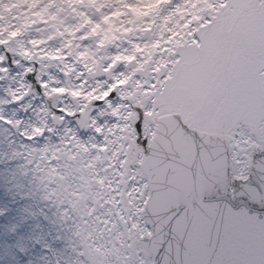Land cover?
Returning a JSON list of instances; mask_svg holds the SVG:
<instances>
[{"label":"snow or ice","instance_id":"obj_1","mask_svg":"<svg viewBox=\"0 0 264 264\" xmlns=\"http://www.w3.org/2000/svg\"><path fill=\"white\" fill-rule=\"evenodd\" d=\"M139 2L147 11L135 55L115 57L137 67L116 73L98 102L135 114L150 163L149 128L161 124L172 144L158 198L174 264H264V0ZM4 43L0 72L19 65ZM145 66L147 79H135ZM228 189L231 200L213 198ZM168 251L165 242L157 255Z\"/></svg>","mask_w":264,"mask_h":264},{"label":"water","instance_id":"obj_2","mask_svg":"<svg viewBox=\"0 0 264 264\" xmlns=\"http://www.w3.org/2000/svg\"><path fill=\"white\" fill-rule=\"evenodd\" d=\"M3 47L8 50L9 55L14 54L15 58L18 57V52L16 50L17 43L15 39H11L9 42H5ZM20 62L25 63L26 59L24 57H20ZM33 64V70L30 72H25L24 76L29 83L27 91L23 94V96L17 100L21 102L24 98H27L31 95L37 96L41 94L46 101L48 113L52 114L53 122L56 126H61L64 122V118L61 117V114H65L69 117L71 121L77 124V126L81 130H87L89 127L91 114L98 109L102 103H99L100 99L92 98L84 107L83 110L80 109V102L77 97L70 95V99L74 105V112L67 113L63 109L58 107L59 101V93L54 92L52 94H47L43 85L39 78V62L33 58L31 59ZM52 62V61H51ZM119 62L113 65L110 69L106 70L103 67L102 60L99 62L96 71L89 74V78L96 79L98 77L104 76L107 80L112 79V72L117 69L119 66ZM136 64L130 62L128 64V68L134 67ZM15 65H11L9 68L13 69ZM139 74L147 77V67L144 68ZM130 87L131 85H127ZM129 99H134V92L131 95H128ZM158 119L167 123V120L164 117H157ZM150 118V119H157ZM129 121L131 123L130 129L125 131V136L123 140L128 143L127 147V157L125 161V171L123 175L122 181V202L125 204V219L122 217L118 218V221L122 227L124 241L128 246V250L130 253V259L133 260V257L136 256L139 258L141 254L144 261L143 264H150V259L152 258L153 264H161L162 258L164 255H167L170 261V264H174L175 261V242L170 241L171 234L168 231L167 224V212L164 208L161 207L159 201V193L164 188V174L167 173L170 175V172H167L166 165L168 163V156L172 151V144L167 139V136L164 131V127L161 124H156L155 128H149L147 135L150 136V149H151V160L158 163H150L149 155L145 152L143 148L137 143L138 136L136 129L134 127L135 124V114L133 113L129 117ZM170 134V133H169ZM64 156H67V153H64ZM229 158V168L232 167ZM260 161L257 157L254 160L255 168L253 169V174H255L256 169L259 167ZM131 167L135 168L137 173L146 178L147 186L149 190V195L146 199L144 207L141 211L143 227L144 231L141 233L140 226H136L135 228H129L131 224V201L129 200V196L127 195L128 188V178L130 174ZM53 184L59 187L61 195H63V201L65 200L68 204L69 208L80 216L83 221L88 215V205L87 202L89 200L93 201L94 211L97 210V207L102 208V200L105 196L104 188L98 186L94 189H91L90 186L85 187V193L76 197L74 203H72L70 198L69 188L65 187L68 183V179L70 178V174L64 173L63 176L57 174L53 177ZM257 178H259L257 176ZM61 195H57L61 197ZM238 195V194H237ZM219 202L231 200L233 198V193L230 189L221 190L216 193L213 197ZM141 200L144 199L142 195ZM137 199H135L136 201ZM239 210V209H236ZM83 211V214H82ZM91 216V215H90ZM165 242H169L172 244L173 251H168L162 253L161 255H157L159 249L163 246ZM84 256L86 260L90 264H105L104 261H100V255L97 251H90L87 243H84Z\"/></svg>","mask_w":264,"mask_h":264},{"label":"rangeland","instance_id":"obj_3","mask_svg":"<svg viewBox=\"0 0 264 264\" xmlns=\"http://www.w3.org/2000/svg\"><path fill=\"white\" fill-rule=\"evenodd\" d=\"M127 1L131 5V1ZM137 1L139 2V0ZM103 2V0H98V4H103ZM110 10L106 12L110 13ZM14 11L16 10H10L7 15L1 16H11L16 26L18 17H15L17 14L13 13ZM136 13L140 15L137 17L138 22L136 24L145 22V12L137 11ZM120 14L124 16L125 12ZM148 15H151V13H148ZM1 16L0 23L7 26V20ZM103 17L104 14H95L83 9L82 19L84 21L86 19L93 21V25H97V28L102 27ZM71 19H65V21H68L69 26L75 28L77 22H73ZM2 24H0V28L4 27ZM16 27L18 28L19 26ZM119 27H121L119 35L128 34L126 32L128 30L127 25ZM76 31L79 32H75L72 37H68L67 33L64 36L57 37L53 28L50 30L41 28L32 33V35L36 36V39L39 40L43 34L48 36L53 34V37L59 40H49V37L42 44L32 45V41L27 38L28 34H26L22 47L24 48V45H26L29 51L32 48L41 47L40 52L42 53L60 50L64 51L66 55L72 51L74 42L80 44L76 43V46L78 45L76 49L91 48L87 44H90V41H88L86 35L84 34L83 36L80 29ZM74 38L83 40L74 41ZM23 50L27 51L26 48ZM5 132L11 133L0 122V151L4 148V135L9 136ZM10 142H13V140L10 139ZM17 146L18 144L15 145L16 148ZM16 148L10 151L4 148L7 152L0 155V220H3L4 217L8 218L6 223H0V264H66L63 262L68 260L71 264H86L77 252L75 254L74 251H68V249L74 248L70 243L74 241L77 247L80 244V239H75V236L68 235V230L63 231L59 220L60 214H56L58 211L55 205H50L52 200L50 197L51 191L46 190L44 187L47 185L45 173L43 171L39 172V182L36 184L34 178H32L35 173V166H28L31 157L24 154L25 160L23 163L18 164ZM14 157H16L15 160L17 161L15 165L9 163ZM14 234L15 239L9 242ZM20 251L23 252V260L17 255ZM56 258L59 260L57 261Z\"/></svg>","mask_w":264,"mask_h":264},{"label":"trees","instance_id":"obj_4","mask_svg":"<svg viewBox=\"0 0 264 264\" xmlns=\"http://www.w3.org/2000/svg\"><path fill=\"white\" fill-rule=\"evenodd\" d=\"M103 1V4H98V0H0V16L7 15L10 10H16L13 13L17 14L15 17H18V20H16V26H19L18 30L29 33V35L41 28L48 30L53 26L61 30L58 26L65 25L68 22L65 19L72 18L78 21L76 23L78 26L79 24L87 25L92 37L106 39L110 37L113 25L119 22L125 23L124 17L120 13L126 12L127 15H130L132 12L124 10L122 0ZM134 7L142 8L141 5H135ZM83 9L95 14H104L106 20L102 21V27L96 28L93 24H87L82 19ZM110 9L114 11L108 15L106 11ZM146 11L145 9V13ZM136 12L137 10H134L133 17ZM1 17L7 20L10 29L15 26L14 19L12 20L11 16ZM97 29L102 32H98ZM10 36L11 34L5 38L7 39Z\"/></svg>","mask_w":264,"mask_h":264},{"label":"flooded vegetation","instance_id":"obj_5","mask_svg":"<svg viewBox=\"0 0 264 264\" xmlns=\"http://www.w3.org/2000/svg\"><path fill=\"white\" fill-rule=\"evenodd\" d=\"M3 41H5V40H3ZM115 43H116V41H109L108 43H104L102 46H100V48L98 50L99 51V55L103 56V53H106L108 48L112 49L113 47H116ZM17 47H19V44L17 45ZM39 62H40V66H42L43 69H44V70H42V77H48V78L53 77L54 73H53V70L51 69V67L50 66H46L44 64V60L43 59H40ZM17 72L18 71H16L15 73H12V72L7 71V72H4L5 75H0V95H3L5 97H9V96L12 95L13 91H15L18 88V86H16V80H19L18 76H17ZM69 84H70V80L69 79L68 80H60V81L57 82V84L56 83H52V87L55 86V85H58L60 88L61 87L64 88V87H68ZM118 91H120V90L118 89ZM19 107L20 106L7 107L6 105H2L1 104L0 105V110L4 109L6 111H10V113H11L10 117L16 118V117H18V114H19V111H18ZM23 111L27 114L28 113L27 107H24ZM35 126H36V124H35ZM17 129H18V127H12V129L10 128V130L12 132H17L16 131ZM60 137H61V135H60ZM33 138H34L35 142H39V140L42 139V135H41L40 132H38V133H36L34 135ZM66 165H67V163H66ZM66 170L70 171L68 167L66 168ZM109 174H110L109 172H105V176H109ZM111 195H114L113 192H111ZM67 219L68 220L69 219H73V223H79L80 224V222H76L77 219L75 220V218L67 217ZM75 234H77L78 237L81 236V232L78 231V230H77V232ZM108 235H109V233L107 234L104 231L99 233L100 238L107 237ZM90 238H92V237H90ZM80 240H81V237H80ZM109 258L111 260H114V256H112V255H110Z\"/></svg>","mask_w":264,"mask_h":264}]
</instances>
